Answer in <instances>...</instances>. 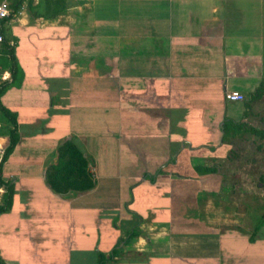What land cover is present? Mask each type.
Segmentation results:
<instances>
[{
  "label": "crops",
  "instance_id": "crops-1",
  "mask_svg": "<svg viewBox=\"0 0 264 264\" xmlns=\"http://www.w3.org/2000/svg\"><path fill=\"white\" fill-rule=\"evenodd\" d=\"M7 1L0 264H264V0Z\"/></svg>",
  "mask_w": 264,
  "mask_h": 264
},
{
  "label": "trees",
  "instance_id": "trees-1",
  "mask_svg": "<svg viewBox=\"0 0 264 264\" xmlns=\"http://www.w3.org/2000/svg\"><path fill=\"white\" fill-rule=\"evenodd\" d=\"M12 59L15 60V56L12 55ZM2 88H0V95L2 92ZM0 108L1 110L8 115L11 119L10 122L14 125L16 122V116L13 115L10 111H8L7 108L4 107L0 100ZM19 136L17 134V131L15 128H12L10 130V144L6 148L3 161H5L8 156L12 153L14 150L17 142H18ZM60 153V160L59 164L57 166L52 167L49 171L48 179L50 183L52 184V187L55 190H69L71 188H83L86 186L92 185L91 183H88L87 185L81 184L80 181L83 179L86 180L88 178V175L85 171L86 168V161L84 160L82 154L78 150V148L71 142H68L60 147L59 150ZM82 169L84 170V173H82L78 177V172L76 175L75 170ZM64 172H68L69 174H64ZM12 195L13 190L10 189L8 193L4 197V201L2 204H0V214L3 212H6L10 210L12 206Z\"/></svg>",
  "mask_w": 264,
  "mask_h": 264
},
{
  "label": "built area",
  "instance_id": "built-area-1",
  "mask_svg": "<svg viewBox=\"0 0 264 264\" xmlns=\"http://www.w3.org/2000/svg\"><path fill=\"white\" fill-rule=\"evenodd\" d=\"M12 12L13 11L9 5V2L7 0H3L0 3V47H1V43L4 41L3 21L8 17H10ZM8 78L9 76L7 75V73H3L0 76V84L3 81L7 80ZM226 97L230 101H243L246 99V95L239 90H228L226 92Z\"/></svg>",
  "mask_w": 264,
  "mask_h": 264
},
{
  "label": "rangeland",
  "instance_id": "rangeland-1",
  "mask_svg": "<svg viewBox=\"0 0 264 264\" xmlns=\"http://www.w3.org/2000/svg\"><path fill=\"white\" fill-rule=\"evenodd\" d=\"M9 64H10V60H9L6 56H2V57L0 58V65H1V66L7 68V67L9 66ZM229 196H230V195H229ZM233 196H234V195H233ZM225 197H227V196H225Z\"/></svg>",
  "mask_w": 264,
  "mask_h": 264
}]
</instances>
